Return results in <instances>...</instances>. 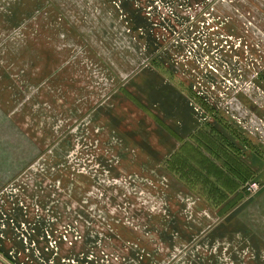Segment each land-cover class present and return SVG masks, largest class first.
I'll return each instance as SVG.
<instances>
[{
    "label": "rangeland",
    "instance_id": "obj_1",
    "mask_svg": "<svg viewBox=\"0 0 264 264\" xmlns=\"http://www.w3.org/2000/svg\"><path fill=\"white\" fill-rule=\"evenodd\" d=\"M44 25L67 29L64 49L39 47L49 42ZM146 69L204 114L198 137L225 160L245 154L244 186L263 188L228 215L252 212L264 236V181L247 174L250 155L264 172V146L245 128L264 121V0H0V101L16 114L0 122V264H264L245 234L232 236L225 262L219 239L204 247V226L181 216L185 204L153 180L118 175L114 156L142 151L119 142L103 110L125 106L138 134L164 140L158 114L130 91ZM62 117L78 120L60 131Z\"/></svg>",
    "mask_w": 264,
    "mask_h": 264
},
{
    "label": "crops",
    "instance_id": "obj_2",
    "mask_svg": "<svg viewBox=\"0 0 264 264\" xmlns=\"http://www.w3.org/2000/svg\"><path fill=\"white\" fill-rule=\"evenodd\" d=\"M44 26L46 27L42 30H47L45 36L49 37V42L45 44L37 43L39 47L42 46V49L45 51L47 49H64L68 40V36L65 37L67 29L64 26L59 27V29L57 26ZM37 32L39 36H43L41 29ZM55 38L58 41H54L55 46H51ZM27 40L36 43V39L31 40L29 37ZM48 59V63L51 62V58L48 57ZM75 64L77 65V62ZM67 72L66 70L65 73L62 72L60 77H68L69 74ZM27 77L31 76L27 75ZM74 77H78V75L74 74ZM133 88L144 99V106L149 110H154L158 114L157 117L161 123L160 129L163 131V133L160 131V134L164 140L155 138V141L150 143L148 138H144L138 134L135 131V127L129 122L131 120L125 119L124 115H127V108L125 106H121V111L117 114L110 108L106 112L103 110L101 113L106 114V123H109L110 127L112 123L113 129L122 136L118 140L123 141V145L129 143L132 147L136 146V149L142 151L138 153L132 151L131 153L127 149L126 152L119 154L118 157L114 156V165L119 172L118 175L127 179L135 177L139 180L141 178L143 180L145 178L153 180L157 187L153 183L149 187H156V193L158 188H162L163 194H172L171 201L173 203L177 201L176 203L185 204L180 207L183 212L181 216L188 218L187 220L192 218L195 223L192 221L190 224H197L195 220L201 221H198V223L203 225L205 229L203 234L204 247L210 246L212 240L219 239V251L214 245V251L210 254H213L217 250V254H220L218 257L224 259L225 262H230L234 248L232 243L235 239L232 236L244 234L255 244V246L251 248L249 246L245 249L247 253L253 254L258 248L261 249L260 252L264 253V236L260 234L258 222L256 224L250 218L252 212L248 217L245 216V210L239 215H228V212L232 210L238 211L243 208L245 204H248L251 197L256 196V194L262 191L261 189V191L254 195L248 194L247 191L245 192V176L243 171L245 154L242 155L239 152L241 158L236 159L234 157L233 159V156L230 155L229 160H225V156L218 153L220 152L219 150H216L218 145L216 141L198 137L202 130H204L202 127L205 125L206 120L203 116L204 114L198 112L197 109L199 108L187 93L157 69H146L136 74V77L131 79L130 91ZM14 110L15 107H9L0 101V122L2 123L4 118H6L9 124L12 125V121H15L16 117ZM78 110L79 108H76V111ZM61 114L63 112L59 115ZM60 120V127H62L60 131H63L66 129L65 127L68 125L69 120L72 123L78 119L76 117L68 119L62 117ZM237 121L243 125L239 120ZM133 122L136 123L137 121L133 120ZM245 128L250 132H248L250 135L256 136L257 140L263 142V144H260L264 146L263 120L259 122L253 121L251 127ZM120 140L119 142H121ZM227 140L230 143H238L237 140L235 142ZM250 141L251 139H248V142ZM219 142L224 141L219 140ZM212 147L214 148L212 149ZM242 152H244L243 149ZM252 153H247L246 156ZM217 154H220L221 158ZM137 157H141L144 160L147 159V161L141 164ZM233 161L239 163L238 165H241L242 168H238V165L233 166L231 164ZM262 161L264 162V159ZM247 162V166L249 167L250 165L249 168H251V171H247L248 177L252 175L253 177H259L260 179L257 178L258 180L264 181V172L258 171V167L261 166L258 158L250 155ZM148 163H151V165H148ZM111 170L114 171V167L111 166ZM113 171H111V177L113 176ZM257 182L260 183V181ZM187 223L189 222H185L184 224ZM207 226L210 227L208 230L206 229ZM157 237L160 238V235L158 234ZM236 240L243 241V237H237ZM156 241L157 243L159 242V240ZM206 241L208 244H205ZM259 242L260 244L258 245ZM224 243L228 244L226 248H224L225 245L223 246ZM228 251L230 253H228L227 257H224L222 254L226 255ZM203 253L205 258L211 257L205 251ZM234 254L238 256L240 253Z\"/></svg>",
    "mask_w": 264,
    "mask_h": 264
},
{
    "label": "built area",
    "instance_id": "obj_3",
    "mask_svg": "<svg viewBox=\"0 0 264 264\" xmlns=\"http://www.w3.org/2000/svg\"><path fill=\"white\" fill-rule=\"evenodd\" d=\"M245 189H246V191L248 192V194H250V195H254V194H256V193H258V192L260 191V189H261V185H260V183H258L257 181H252V182H249V183L246 185ZM1 224H4V223L2 222V220H1ZM1 224H0V226H1ZM7 225H8V224H7ZM46 230H47V229H46ZM46 230L43 232L44 237H45L47 240H48V239H49V240H50V239H53V241L56 243L54 235H51L52 232L50 231V233H47ZM15 238L18 239V237H16V236L13 235L12 239H15ZM48 242H49V241H48ZM39 254H41V253L39 252ZM91 257L94 258L93 254H91Z\"/></svg>",
    "mask_w": 264,
    "mask_h": 264
},
{
    "label": "trees",
    "instance_id": "obj_4",
    "mask_svg": "<svg viewBox=\"0 0 264 264\" xmlns=\"http://www.w3.org/2000/svg\"><path fill=\"white\" fill-rule=\"evenodd\" d=\"M246 190V189H245ZM246 192V191H245Z\"/></svg>",
    "mask_w": 264,
    "mask_h": 264
}]
</instances>
